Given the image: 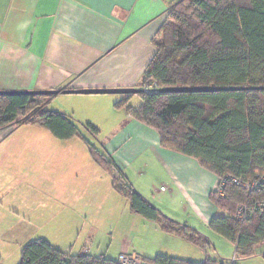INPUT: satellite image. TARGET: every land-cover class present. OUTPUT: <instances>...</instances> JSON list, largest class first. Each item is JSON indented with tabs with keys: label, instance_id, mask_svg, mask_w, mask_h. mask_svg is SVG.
<instances>
[{
	"label": "crops",
	"instance_id": "1",
	"mask_svg": "<svg viewBox=\"0 0 264 264\" xmlns=\"http://www.w3.org/2000/svg\"><path fill=\"white\" fill-rule=\"evenodd\" d=\"M169 1L0 0V91L142 89L145 68L155 53L153 41L166 20ZM126 97L132 106L142 103L140 93L58 94L48 98L43 108L57 98H62L65 104L73 102V106L60 105L53 111L93 125L103 135L104 149L137 191L168 217L208 233L211 218L221 215V210L209 199L218 176L203 168L195 158L162 146L154 128L124 108L114 106ZM133 97L138 98L136 104L131 103ZM16 126L37 128L38 125ZM12 128L13 125L0 128V142L6 140V144L0 145V155H7L5 160L0 157L5 162H0V172L7 171L11 178L18 179L19 174H29L24 167L32 156L21 161L9 160V155L22 147L21 138H13ZM28 132L31 138L33 133ZM34 133L37 137L42 135ZM40 172H44L43 179L52 188L46 191L56 204L68 203L78 215H88L84 205L89 203L90 193L86 188L93 182L78 180V176L68 177L59 165ZM102 172L111 181L110 175ZM139 217L144 227L142 232H133L131 240L113 253L108 248L103 252L100 245L95 247L89 231L76 252L69 248L64 251L47 240L67 256L90 254L116 260L121 253L128 252L141 259L161 254L191 261L188 253H194L188 243L164 232L155 222Z\"/></svg>",
	"mask_w": 264,
	"mask_h": 264
},
{
	"label": "trees",
	"instance_id": "2",
	"mask_svg": "<svg viewBox=\"0 0 264 264\" xmlns=\"http://www.w3.org/2000/svg\"><path fill=\"white\" fill-rule=\"evenodd\" d=\"M155 53L144 71L142 86L154 83L155 91H141L142 103L129 98L115 102L139 121L154 128L162 146L195 158L219 177L251 179L264 172V0H170L166 20L153 41ZM241 87L207 92H159L166 87ZM51 96L0 95V128L36 124L57 139L78 136L93 160L108 172L113 189L142 218L164 232L205 249L207 237L195 228L165 215L137 191L114 158L86 141L71 115L44 109ZM93 136L98 130L82 124ZM240 186L226 182L223 195L209 194L210 201L226 215L214 216L209 228L235 245L236 254L250 256L264 243V217L245 221L235 217L238 204L249 201ZM235 261V260H234ZM219 263V264H235ZM18 264H119L116 260L75 254L67 256L43 238L30 240ZM141 264H217L157 254Z\"/></svg>",
	"mask_w": 264,
	"mask_h": 264
},
{
	"label": "rangeland",
	"instance_id": "3",
	"mask_svg": "<svg viewBox=\"0 0 264 264\" xmlns=\"http://www.w3.org/2000/svg\"><path fill=\"white\" fill-rule=\"evenodd\" d=\"M137 99L133 97L131 103L136 104ZM61 100L63 99L53 100L46 109L54 110L60 105L63 108L73 106L71 105L73 102L65 104ZM77 122L86 141L97 147L105 142L102 140L103 135L97 134L95 137L82 125L86 123ZM16 127L13 125V138H21L22 147L18 148L16 154L9 155V160L21 161L24 157H32L25 163L26 166H23L28 170V175L19 174L20 177L14 179L7 171L0 172V264H18L24 244L37 238L49 239L64 251L69 248L76 252L81 249L85 235L89 231L95 247L100 245L103 252L108 248L113 253L124 242L131 240L133 232H142L144 227L140 222L141 218L130 211L128 200L113 189L111 181L102 172L104 169L88 154L84 140L57 139L39 126ZM28 131L33 133L31 138ZM34 132L46 137L42 135L37 137ZM6 139L10 141L9 137ZM0 143L6 144V140L3 139ZM6 156L0 155L2 160H5ZM1 159L0 162L5 163ZM56 165L62 166V172L68 177L78 176V180L88 179L93 182L92 186H86L90 199L89 203L84 205V209H88V215L87 213H84L85 216L78 215L77 210L68 203L56 204L54 197L46 191L52 188L48 187V183L43 179L44 172L40 171L44 168L52 169ZM221 215L226 213L221 210ZM200 233L209 241L205 249L183 239L194 253V255L188 253V256H192V259L189 257L191 262H196L193 260L205 262L210 259L217 264L231 263L234 260L235 264H264V243L254 247L250 256H241L236 254L232 242L211 228L206 234Z\"/></svg>",
	"mask_w": 264,
	"mask_h": 264
},
{
	"label": "built area",
	"instance_id": "4",
	"mask_svg": "<svg viewBox=\"0 0 264 264\" xmlns=\"http://www.w3.org/2000/svg\"><path fill=\"white\" fill-rule=\"evenodd\" d=\"M142 89L144 91H155L157 87L154 83H146ZM228 181L240 186L248 194H252L249 201L240 203L236 206L234 212L236 219L245 221L254 214L264 217V172L256 174L251 179L238 178L227 174L219 177L216 186V191L219 195H223L224 184ZM118 263L141 264L142 259L135 253L124 252L118 256Z\"/></svg>",
	"mask_w": 264,
	"mask_h": 264
},
{
	"label": "water",
	"instance_id": "5",
	"mask_svg": "<svg viewBox=\"0 0 264 264\" xmlns=\"http://www.w3.org/2000/svg\"><path fill=\"white\" fill-rule=\"evenodd\" d=\"M241 87H218V86H202V87H166L160 88L159 92L172 93V92H207V91H225L236 90ZM257 89H264L258 87ZM144 91L140 88H85V89H52V90H38V91H0V95H45L55 96L58 94H131L140 93Z\"/></svg>",
	"mask_w": 264,
	"mask_h": 264
}]
</instances>
